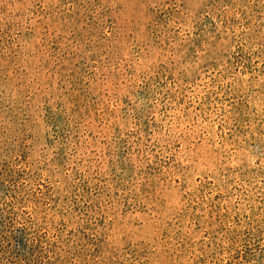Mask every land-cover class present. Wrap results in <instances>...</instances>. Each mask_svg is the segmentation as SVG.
<instances>
[{"label":"rangeland","instance_id":"374dc122","mask_svg":"<svg viewBox=\"0 0 264 264\" xmlns=\"http://www.w3.org/2000/svg\"><path fill=\"white\" fill-rule=\"evenodd\" d=\"M0 264H264V0H0Z\"/></svg>","mask_w":264,"mask_h":264}]
</instances>
